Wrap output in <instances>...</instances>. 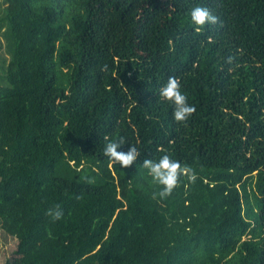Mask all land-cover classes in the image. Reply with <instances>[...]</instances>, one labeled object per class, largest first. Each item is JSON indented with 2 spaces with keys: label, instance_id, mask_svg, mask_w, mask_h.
Here are the masks:
<instances>
[{
  "label": "trees",
  "instance_id": "trees-1",
  "mask_svg": "<svg viewBox=\"0 0 264 264\" xmlns=\"http://www.w3.org/2000/svg\"><path fill=\"white\" fill-rule=\"evenodd\" d=\"M165 154L196 179L154 199ZM0 228L20 264H264V0H0Z\"/></svg>",
  "mask_w": 264,
  "mask_h": 264
},
{
  "label": "clouds",
  "instance_id": "clouds-1",
  "mask_svg": "<svg viewBox=\"0 0 264 264\" xmlns=\"http://www.w3.org/2000/svg\"><path fill=\"white\" fill-rule=\"evenodd\" d=\"M191 22L202 28L207 24L215 25L218 22V17L213 15L208 8L196 7L190 13ZM231 62V58L229 61ZM107 65L102 66L101 71L107 70ZM180 81L169 76L167 83L159 90L160 97L169 102L173 106V119L175 122L186 123L188 119L195 113L194 105L188 103L187 96L181 92ZM125 142L124 138L117 141L106 143L103 149V155L108 157L112 165H118L120 168H128L132 166L137 158L141 155L140 151L135 146H130L128 150L118 151ZM142 167L147 169V174L151 177L152 182L160 187L158 193H153L155 199L158 195L160 199H165L170 196L173 190L179 185L182 176L187 177L191 182H194L196 175L194 170L184 165L177 160H173L169 155H162L158 160L145 159ZM46 215L50 216L53 221L60 220L63 216V210L59 204L55 205L46 211Z\"/></svg>",
  "mask_w": 264,
  "mask_h": 264
},
{
  "label": "rangeland",
  "instance_id": "rangeland-1",
  "mask_svg": "<svg viewBox=\"0 0 264 264\" xmlns=\"http://www.w3.org/2000/svg\"><path fill=\"white\" fill-rule=\"evenodd\" d=\"M16 242L15 238L4 236L0 228V264L5 260L10 261L12 264H20L19 255L14 253Z\"/></svg>",
  "mask_w": 264,
  "mask_h": 264
}]
</instances>
